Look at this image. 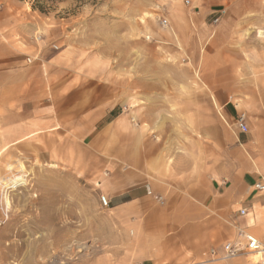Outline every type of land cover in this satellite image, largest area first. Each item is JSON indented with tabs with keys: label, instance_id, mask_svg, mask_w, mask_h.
Segmentation results:
<instances>
[{
	"label": "crops",
	"instance_id": "obj_1",
	"mask_svg": "<svg viewBox=\"0 0 264 264\" xmlns=\"http://www.w3.org/2000/svg\"><path fill=\"white\" fill-rule=\"evenodd\" d=\"M189 4L173 6L171 28L159 33L161 48L184 64L173 67L172 82L146 83L142 52V81L122 86L80 46L69 49L70 38L60 54L28 65L23 51L37 23L29 16L25 25L17 0H0V155H20L29 139L45 141L47 156L88 149L116 226V264H201L238 229L264 245V191L253 188L264 182V0ZM51 61L61 65L57 80ZM59 84L67 94L55 101ZM131 103L161 108L157 137L115 112ZM19 220L2 191L0 264H11Z\"/></svg>",
	"mask_w": 264,
	"mask_h": 264
},
{
	"label": "rangeland",
	"instance_id": "obj_2",
	"mask_svg": "<svg viewBox=\"0 0 264 264\" xmlns=\"http://www.w3.org/2000/svg\"><path fill=\"white\" fill-rule=\"evenodd\" d=\"M17 1L22 4L23 13H28L25 25L30 23L29 16L37 23L27 34L30 50L23 51L28 65L67 49L65 38L72 40L69 49L80 46L86 60L97 62L104 70L106 67L103 73L122 86L142 81L140 69L146 62L142 52L149 58V76L145 79L149 84L171 83L173 67L184 65L164 51L158 41L161 30L171 28L168 13L172 7L180 4L190 8L186 0H41L43 10L32 8L34 0ZM163 19L166 26L160 23ZM131 29L133 50L129 51L124 35ZM51 63L57 80L61 65L59 61ZM161 70H165V75ZM90 80L86 78L87 86L93 83ZM55 89V101L67 94L60 84ZM130 105L115 112L130 114L134 132L157 137L161 133V108L142 107L143 103ZM85 153L47 156L45 141L29 139L23 142L20 155H0V193L5 191L8 204L12 203L20 215L16 247L10 252L11 264H46L49 259L52 264L117 263L113 254L117 248L116 226L108 208L100 205L96 163L88 149ZM234 259L250 264L247 254L224 259L222 253L201 264H227Z\"/></svg>",
	"mask_w": 264,
	"mask_h": 264
},
{
	"label": "built area",
	"instance_id": "obj_3",
	"mask_svg": "<svg viewBox=\"0 0 264 264\" xmlns=\"http://www.w3.org/2000/svg\"><path fill=\"white\" fill-rule=\"evenodd\" d=\"M185 3L189 5V1L186 0ZM160 23L163 26L167 25V21L165 19H163ZM147 38L148 37H146V39ZM238 125L241 131L243 132L246 131V127L244 125L242 115L238 119ZM253 188L259 192L264 191V182L256 183L253 186ZM99 202L103 208L109 207V199L106 196L100 195ZM239 214L244 215L245 210H240ZM221 253L224 259L233 258L240 254H247V255L252 253L259 254L260 262L264 263V245L255 236H253L251 233L247 232L244 229L237 230L236 240L232 242H226L222 245ZM211 254L216 255L214 251H211ZM162 264H168V263H162Z\"/></svg>",
	"mask_w": 264,
	"mask_h": 264
},
{
	"label": "trees",
	"instance_id": "obj_4",
	"mask_svg": "<svg viewBox=\"0 0 264 264\" xmlns=\"http://www.w3.org/2000/svg\"><path fill=\"white\" fill-rule=\"evenodd\" d=\"M40 1L41 0H34L32 8H38L39 10H43V4Z\"/></svg>",
	"mask_w": 264,
	"mask_h": 264
},
{
	"label": "bare ground",
	"instance_id": "obj_5",
	"mask_svg": "<svg viewBox=\"0 0 264 264\" xmlns=\"http://www.w3.org/2000/svg\"><path fill=\"white\" fill-rule=\"evenodd\" d=\"M144 17V16H143ZM249 257L252 259V260H260L259 259V254H254V253H252V254H249Z\"/></svg>",
	"mask_w": 264,
	"mask_h": 264
}]
</instances>
